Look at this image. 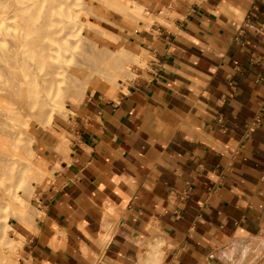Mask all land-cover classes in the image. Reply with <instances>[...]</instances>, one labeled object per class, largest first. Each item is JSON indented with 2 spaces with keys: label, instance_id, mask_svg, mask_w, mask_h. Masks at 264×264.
<instances>
[{
  "label": "crops",
  "instance_id": "crops-1",
  "mask_svg": "<svg viewBox=\"0 0 264 264\" xmlns=\"http://www.w3.org/2000/svg\"><path fill=\"white\" fill-rule=\"evenodd\" d=\"M166 2L149 69L73 113L21 264H264V0Z\"/></svg>",
  "mask_w": 264,
  "mask_h": 264
},
{
  "label": "rangeland",
  "instance_id": "rangeland-1",
  "mask_svg": "<svg viewBox=\"0 0 264 264\" xmlns=\"http://www.w3.org/2000/svg\"><path fill=\"white\" fill-rule=\"evenodd\" d=\"M162 1L163 0H42V10L45 8L50 9L52 16L58 21L59 26H62L63 30L68 33L67 41L70 52L68 51V60L65 62L67 70L77 72L85 77L93 75L91 74L93 72L95 74V71H97L96 73L101 72L98 75L95 74L94 78L98 82L96 83L97 87L94 89L93 93L89 94L90 89L83 88L82 95L79 96V99L77 97V100L75 99V101L69 102L67 100V93L61 90L64 86H67L69 82H60L58 85H63V87L54 85L50 91L48 89L44 90V93L40 94L39 99L32 105L29 114L26 113L23 117V121L26 122L25 120H27V122H23L21 125L22 132L18 143L20 144L19 149L23 151L24 157L29 162L27 166L24 167L21 163L15 166V178H0V198H2L0 199V205H4V207L0 208V222H4L5 225H10L5 228L4 241H0V248L2 247V250H5L8 254L6 259L7 264H21V250L25 233L34 231L35 219L38 215L36 198L39 196L40 192L45 190L49 184L53 182L55 171L60 170L59 162L61 160L68 162V156L72 145L71 142L75 133L73 113L92 95L114 98L119 90L128 83L137 80L140 75L144 74V72L149 69L148 61L151 56L142 45H139L136 31L143 29L151 31V25L155 23V21L161 22L170 16V3L166 2L165 4L162 3ZM154 3L157 5L154 6ZM80 6L83 8L81 9ZM77 16L79 18H77ZM112 38L113 40L110 41ZM130 38L133 39V47L127 46L130 44ZM85 41H89L90 43L88 44V42ZM83 47L84 49H82ZM101 47L102 49H100ZM79 48H81V50H79L80 53H78L79 55L81 54V56L76 52V49L78 51ZM87 48L90 51L92 48V52L90 53ZM122 48H128L132 52V56L123 53ZM85 50L90 54H86L84 52ZM113 51L114 56H112V59L114 60H110ZM87 55L93 57V59L89 56L87 57ZM108 56L111 64L108 61ZM79 60L83 62H79ZM91 60L93 61L91 62ZM103 61L108 62V64ZM129 61L130 63H128ZM84 62L85 66H79L82 65V63L84 65ZM89 62L90 64H88ZM101 62H103L104 65ZM127 63L129 66H127ZM100 65L102 68L99 67ZM115 66H117V68ZM119 66H124L123 72L121 71L122 74L120 73L123 80H121L119 76L120 78L117 77L114 83L112 82L109 84L106 81L103 82L101 79V77H103V74H101L103 72L102 69L113 71L120 68ZM87 68L88 70H86ZM89 69L90 71L93 69L95 71L93 70L90 72ZM128 73L131 74V77ZM56 90L59 91L56 92L52 98V91L54 92ZM54 98L58 103L53 106L49 104L48 101L51 102V99ZM40 103H42L43 107H46V109L49 108L50 111L42 117L36 118L37 116L34 113H36L35 111L42 105ZM31 114H33V116ZM63 148L66 150L61 151ZM20 176H23L24 179L21 183H19ZM14 194L20 196L24 201L19 208L16 207V205L14 206V201L18 202V200L13 198ZM22 205H25V207ZM20 214L24 215V217L20 218Z\"/></svg>",
  "mask_w": 264,
  "mask_h": 264
},
{
  "label": "bare ground",
  "instance_id": "bare-ground-1",
  "mask_svg": "<svg viewBox=\"0 0 264 264\" xmlns=\"http://www.w3.org/2000/svg\"><path fill=\"white\" fill-rule=\"evenodd\" d=\"M81 6L80 8L82 9L83 7ZM42 8H43L42 0H0V97H1L0 99L1 101L0 102V178L1 177H8L10 179L15 178V174H14L15 166L21 163V165L24 167L27 166V163L29 162L24 157L23 151L19 149L20 144L18 142L20 140V136L22 132L21 125L24 122L23 117L26 113L29 114L32 105L36 103V101L39 99L40 94L44 93V90L47 89L50 91V89L54 85H58V83L60 82L68 81L69 84L67 86L63 87V85L62 86L60 84L59 85L63 87V89L61 90L67 93V100L69 102L75 101L77 97L79 99V96L82 95L83 88H87V89L89 88L90 89L89 94L93 93L94 89L97 87L96 83L98 82L94 78L95 74L98 75L101 72L100 71L96 73L97 71L93 69L95 71V74L93 72L91 73L93 75L85 77L77 72H71L67 70L65 66V62L68 60V51H69V44L67 41L68 33L63 30L62 26L61 27L59 26L58 21L55 20L54 17L52 16L50 9L45 8L42 10ZM77 18L79 17L77 16ZM111 40H113V38L110 39V41ZM132 40L133 39L130 38L129 40L130 44L127 45L128 47L129 46L133 47ZM85 42H88V44L90 43L89 41H85ZM82 49H84V47ZM100 49H102V47ZM79 50H81V48H79L78 51L76 49L78 55L80 53ZM84 52L86 54H90L92 52V48L90 53H88V51L86 52V50ZM122 52L126 53L129 56H132V52L128 48L126 49L122 48ZM112 54L110 60L113 58L112 56H114V51ZM79 56H81V54ZM88 56L89 55H87V57ZM91 58L93 59V57ZM107 58L109 63L111 64V61L109 60V56ZM80 61L82 60H79V62ZM92 61L93 60H91V62ZM85 62L84 65L82 63V65L79 66H85ZM106 63L108 64V62ZM128 63H130V61ZM88 64H90V62ZM101 65L99 66L100 68H102ZM124 65H125V61H124ZM127 66H129V64ZM115 67L117 68V66ZM119 67L120 68L115 69L113 71H110L109 69L108 70L102 69L103 72L101 74H103V77H101V79L103 80V82L106 81L109 84L112 82L114 83L115 79L119 77L120 73L122 74L124 70L123 69L124 66L123 67L119 66ZM86 70H88V68ZM80 72H84V71H80ZM128 75H130L131 77V74L128 73ZM121 80H123L122 77ZM58 91L59 90H56L54 92L52 91L53 93V95L51 94L52 98L55 95V93ZM48 103L54 106L58 102L55 101L54 98L51 99V102L48 101ZM48 111H50L49 108L46 109V107H43L42 104L41 106H39L38 110L35 111L36 113L34 114L37 116L36 118H40L43 115H45ZM31 115L33 116V114ZM25 121L27 122V120ZM64 150L66 149L63 148V150L61 151ZM19 180H20L19 183L23 182L24 180L23 176L22 177L20 176ZM13 198L15 200H18V202L16 201L17 203L14 201V206L16 205V207L18 208L24 202L23 199L16 194L13 195ZM2 207H4V205H0V208ZM23 207H25V205ZM22 217H24V215L20 214V218ZM6 226H10V225L9 224L5 225L4 222L3 223L0 222V241L1 240L4 241L3 239H4ZM7 255H8L7 252L5 250H2L1 247L0 264H7L6 261Z\"/></svg>",
  "mask_w": 264,
  "mask_h": 264
},
{
  "label": "built area",
  "instance_id": "built-area-1",
  "mask_svg": "<svg viewBox=\"0 0 264 264\" xmlns=\"http://www.w3.org/2000/svg\"><path fill=\"white\" fill-rule=\"evenodd\" d=\"M248 127V126H247ZM248 128H250V127H248Z\"/></svg>",
  "mask_w": 264,
  "mask_h": 264
}]
</instances>
